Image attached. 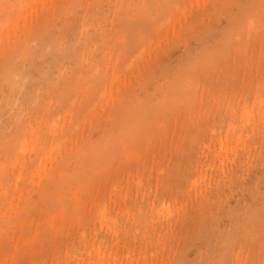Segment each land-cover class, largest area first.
Instances as JSON below:
<instances>
[{
  "label": "rangeland",
  "instance_id": "rangeland-1",
  "mask_svg": "<svg viewBox=\"0 0 264 264\" xmlns=\"http://www.w3.org/2000/svg\"><path fill=\"white\" fill-rule=\"evenodd\" d=\"M0 264H264V0H0Z\"/></svg>",
  "mask_w": 264,
  "mask_h": 264
}]
</instances>
